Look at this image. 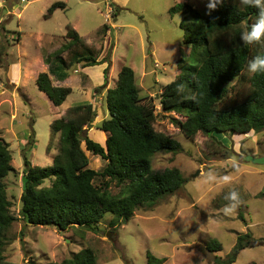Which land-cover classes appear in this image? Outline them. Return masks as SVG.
I'll list each match as a JSON object with an SVG mask.
<instances>
[{
	"label": "rangeland",
	"instance_id": "1",
	"mask_svg": "<svg viewBox=\"0 0 264 264\" xmlns=\"http://www.w3.org/2000/svg\"><path fill=\"white\" fill-rule=\"evenodd\" d=\"M63 1L66 8H48ZM209 0H0V39L5 44L0 66V137L11 152L13 169L4 178L6 193L15 217L6 233L3 255L18 264H47L71 257L91 247L98 264H216L236 244L239 234L264 237V165L243 158L264 157V128L247 133L226 132L217 139L198 134L183 135L174 112H161L158 94L163 85L175 79L180 65L195 63L198 47L184 43L179 22L182 11L169 13L176 4L188 3L202 14L209 13ZM111 4L119 7L115 11ZM86 43L101 47L103 62L69 69L72 92L60 106L53 105L37 88L39 72L47 70L44 57L65 39L66 25ZM109 26L105 34L99 30ZM18 33L20 38L17 40ZM65 53H63V56ZM109 65L105 85L103 69ZM122 65L130 66L142 98H152L156 112L154 128L180 142L177 152L159 151L151 160L153 169L176 167L185 181L181 188L163 197L152 207L137 208L133 215L115 226L105 214L95 230L71 227L59 231L52 226L27 224L20 215L24 158L32 165L52 163L58 151V134L51 123L73 104L92 102L95 118L85 126L86 134L102 141L105 133L96 129L108 117L106 92L116 85ZM82 148L89 167L102 171L106 161ZM212 172L216 179L207 181ZM224 177H228L225 181ZM46 180L44 185H49ZM98 182V180L96 181ZM193 185H199L198 190ZM122 184L109 181V191L117 194ZM236 190L240 204L225 215V195ZM110 233L108 238L107 234ZM216 239L219 251L207 244ZM264 264V245L242 249L232 264Z\"/></svg>",
	"mask_w": 264,
	"mask_h": 264
},
{
	"label": "trees",
	"instance_id": "2",
	"mask_svg": "<svg viewBox=\"0 0 264 264\" xmlns=\"http://www.w3.org/2000/svg\"><path fill=\"white\" fill-rule=\"evenodd\" d=\"M111 6L118 11L115 4ZM56 8L65 9V2L52 3L46 16ZM168 11L184 12L179 22L185 32L183 42L198 47V54L195 63L181 64L178 76L163 85L158 94L160 111L179 115L181 118L175 121L189 139L198 134L217 139L226 132L261 131L264 73H249L247 66L264 55V43L245 45L240 37L258 19L259 8L242 5L240 0H224L210 14H202L188 3L176 4ZM108 28L104 24L99 32L104 35ZM16 38H20L19 33ZM63 38L65 41L44 57L47 70L36 78L37 88L55 106L65 101L72 88L55 85L54 80L64 81L73 65L87 67L103 62L102 48L86 43L70 24ZM5 47L0 39V66ZM109 65L103 69L104 83L94 87L95 92L104 87ZM105 98L108 117L96 126L105 133L103 142L86 134L85 126L95 118L92 102L73 104L51 123L52 132L58 134V151L52 163L37 166L24 158L20 215L27 224L52 226L59 231L79 226L95 230L105 214H111L110 224L115 226L130 218L137 208L152 207L182 187L185 178L179 169L157 170L151 166L155 153L177 152L182 147L179 141L154 128L157 114L152 98L140 96L130 66H121L116 85L107 90ZM82 142L86 150L106 161L102 171L89 167ZM12 169L9 145L0 137V264H18L3 255L7 230L15 220L4 182ZM46 180L51 181L49 185H44ZM112 180L122 184L117 194L109 191ZM255 244L264 245V237L239 234L231 252L224 259L215 258V263L232 264L242 249ZM206 247L219 251L222 246L212 239ZM153 259L149 254L148 264ZM47 264L98 263L96 252L85 247L69 258Z\"/></svg>",
	"mask_w": 264,
	"mask_h": 264
},
{
	"label": "clouds",
	"instance_id": "3",
	"mask_svg": "<svg viewBox=\"0 0 264 264\" xmlns=\"http://www.w3.org/2000/svg\"><path fill=\"white\" fill-rule=\"evenodd\" d=\"M242 5L245 6H255L259 8L258 19L255 23H253L250 29H246L240 33V37L242 38L245 45L252 44L253 42L264 43V0H240ZM224 0H209L207 4V8L209 9V13L211 10H215L219 5H223ZM247 70L249 73L257 74L264 73V55L257 56L254 60L250 61L247 66ZM216 179V176L209 172L206 177L207 181H213ZM224 180L227 181L228 177H224ZM197 190L199 185H193ZM225 200H228L231 203V206H224L223 211L225 215H231L235 212L236 208L240 204V196L238 191L232 190L224 197Z\"/></svg>",
	"mask_w": 264,
	"mask_h": 264
},
{
	"label": "water",
	"instance_id": "4",
	"mask_svg": "<svg viewBox=\"0 0 264 264\" xmlns=\"http://www.w3.org/2000/svg\"><path fill=\"white\" fill-rule=\"evenodd\" d=\"M243 158L245 160H249L255 164H262L264 165V157H253V156H250V155H244ZM108 238H111L110 237V233L107 234Z\"/></svg>",
	"mask_w": 264,
	"mask_h": 264
},
{
	"label": "crops",
	"instance_id": "5",
	"mask_svg": "<svg viewBox=\"0 0 264 264\" xmlns=\"http://www.w3.org/2000/svg\"><path fill=\"white\" fill-rule=\"evenodd\" d=\"M79 67H81V66H79ZM71 75H69L64 81H57V80H54L53 82H54V84L55 85H62V86H70V84H69V77H70Z\"/></svg>",
	"mask_w": 264,
	"mask_h": 264
}]
</instances>
